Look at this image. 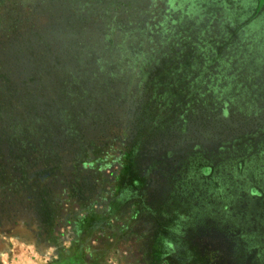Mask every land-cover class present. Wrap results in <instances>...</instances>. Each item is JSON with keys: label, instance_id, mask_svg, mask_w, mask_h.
<instances>
[{"label": "rangeland", "instance_id": "374dc122", "mask_svg": "<svg viewBox=\"0 0 264 264\" xmlns=\"http://www.w3.org/2000/svg\"><path fill=\"white\" fill-rule=\"evenodd\" d=\"M114 7L112 48L124 72L115 82H95L98 74L78 82L85 100L110 107L111 125L99 145L89 136L99 148L82 162L96 172V200L82 208L60 195L48 232L31 211L0 201V264H51L71 251L76 223L116 209L106 232L88 236L92 248L106 250V264H264V0H118ZM98 8L91 0H0V134H29L34 121L52 116L50 100L67 98L61 84L50 86L46 28L77 14L90 19ZM90 115L97 116L92 106ZM135 176L146 179L143 196L132 189ZM184 184L192 187L184 198L201 204L190 211L196 227L183 214L187 206L166 200ZM145 201L163 206L159 225L168 233L145 216ZM21 226L36 237L33 247L10 238ZM159 231L171 241H153Z\"/></svg>", "mask_w": 264, "mask_h": 264}, {"label": "trees", "instance_id": "16d2710c", "mask_svg": "<svg viewBox=\"0 0 264 264\" xmlns=\"http://www.w3.org/2000/svg\"><path fill=\"white\" fill-rule=\"evenodd\" d=\"M117 1L115 0L113 4L112 1L91 0L92 3L98 4L99 11L88 14L90 19L77 14L81 18L77 17L73 19V22L69 20L64 24L56 25L60 33L56 30V26L49 25L46 28L47 45H44L46 48L44 56L47 70L49 69L48 74H52L50 86L61 84L67 98L50 100L51 112L49 113L52 116L40 118L34 121V124L30 123L33 128L29 134H16L10 130L0 134V199H2L0 201L4 203L3 200L8 198L7 200H12L22 207V210L31 211L35 220L46 232L53 227L58 216L60 195L67 193L70 200L82 208L91 206L97 197L98 180L93 178L96 172L86 170L82 162L83 156L91 154L92 149L99 148L91 143L89 136H97L99 145L102 133L106 132L111 125V119L105 117V115L109 117L110 107H106L108 102L105 100H102V104L96 103L95 100H85L86 88L80 86L78 82L85 75L95 77L97 74L95 82H115L114 73L124 72L122 71L124 65L121 64L122 57L112 48L116 40L113 25L117 22L113 15V8ZM71 3L72 1L69 4ZM74 9L73 6L68 12H74ZM53 17L54 10L48 11L43 21L46 22ZM145 75L149 81L152 73ZM79 95L83 98H78ZM91 106L97 113L96 118L90 115ZM56 109H59L56 113L66 112V116H57L54 113ZM36 116L33 120L37 119ZM42 124L45 125L46 131L41 127ZM70 137L73 139L69 140ZM134 166L135 163L131 158L128 167ZM133 184L136 187L135 189L131 186L133 190L138 192L141 190V196L144 190L145 195L146 179L135 176ZM191 189L192 187L184 184V192L173 190L166 196V200L175 206L174 209L177 207V210L187 206L189 209L183 214L188 215L189 222L196 227L200 222L192 220L190 211L191 209L199 210L197 207L201 204L197 203V206H193L196 199L189 200L187 196L184 198L186 192ZM123 191L122 186V193ZM155 204H147L145 201V216L154 226H159L163 232L168 233L165 225H159L162 215L158 214H162L163 206L154 207ZM116 211L117 209L112 210L110 216L89 215L76 223V232L79 237L73 243L71 251L61 250L58 259L51 264H106V250L92 248L88 236H93L96 232H106L108 226L110 227L112 214ZM167 214L164 215L167 217ZM175 214H179L178 211ZM131 223H135L134 220ZM162 231L155 232L156 235L153 234V241L157 239L159 242L160 239L171 241V238L174 241L178 234L170 230L171 238H169L166 234H161ZM159 233L160 236H157ZM160 244L164 246V243ZM196 264L203 263L198 260Z\"/></svg>", "mask_w": 264, "mask_h": 264}, {"label": "crops", "instance_id": "0c3cea01", "mask_svg": "<svg viewBox=\"0 0 264 264\" xmlns=\"http://www.w3.org/2000/svg\"><path fill=\"white\" fill-rule=\"evenodd\" d=\"M10 238L12 240H16L17 242H20L21 244L26 243L29 246L33 247L36 237L32 235V233L24 226H21V227H15L10 231ZM2 246L3 245L0 244V251L4 248Z\"/></svg>", "mask_w": 264, "mask_h": 264}]
</instances>
